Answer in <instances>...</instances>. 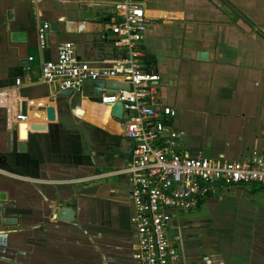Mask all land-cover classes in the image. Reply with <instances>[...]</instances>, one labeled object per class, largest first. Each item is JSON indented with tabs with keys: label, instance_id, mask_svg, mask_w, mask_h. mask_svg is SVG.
Instances as JSON below:
<instances>
[{
	"label": "crops",
	"instance_id": "0c3cea01",
	"mask_svg": "<svg viewBox=\"0 0 264 264\" xmlns=\"http://www.w3.org/2000/svg\"><path fill=\"white\" fill-rule=\"evenodd\" d=\"M141 1L148 18L141 48L162 103L176 111L170 126L180 148L210 160L241 162L251 151L264 160V0ZM83 2L0 0V264H134L126 177L70 182L124 167L131 145L120 122L84 98L68 110L51 99L52 85L37 81L57 43L71 42L82 60L117 54L83 46L98 29L84 23L79 30L75 8ZM52 20L58 34L39 50L36 28ZM13 31L25 41L10 42ZM29 122L48 132L30 135L18 151L15 130ZM263 189L232 187L172 217L168 237L179 264H264ZM72 201L73 224L49 219L51 206ZM4 217L17 224L3 225Z\"/></svg>",
	"mask_w": 264,
	"mask_h": 264
},
{
	"label": "built area",
	"instance_id": "2783aa9c",
	"mask_svg": "<svg viewBox=\"0 0 264 264\" xmlns=\"http://www.w3.org/2000/svg\"><path fill=\"white\" fill-rule=\"evenodd\" d=\"M28 1L33 5L47 0ZM110 3L114 13L105 26L110 48L117 54L110 59L79 60L72 43L58 44L55 59L40 64L37 81L52 85L57 92L69 89L72 96L80 94L85 82L114 81L127 86L102 92L98 104L108 111L115 103L121 105L122 116L116 121L131 145L126 164L70 182L126 177L129 224L134 232L133 263L179 264L178 250L168 237L172 217L195 211L207 198L232 187H264V160L255 151L241 162H224L190 157L180 148L170 126L176 111L162 103L158 76L145 64L141 41L148 18L144 5L141 0ZM47 31L45 22L36 28L39 50L46 45Z\"/></svg>",
	"mask_w": 264,
	"mask_h": 264
},
{
	"label": "water",
	"instance_id": "95a60500",
	"mask_svg": "<svg viewBox=\"0 0 264 264\" xmlns=\"http://www.w3.org/2000/svg\"><path fill=\"white\" fill-rule=\"evenodd\" d=\"M28 1V0H27ZM48 1V0H47ZM86 1V0H85ZM107 1H97V0H88L80 4L79 7L75 8L76 18L81 22L78 25L79 30L83 29L84 23H94L98 25V29L95 31H91L88 34L90 35V39H83V46H87L93 49H97L101 55H106L110 52V44L108 41V30L104 29L105 24L108 22V17L110 14L114 13V9L111 6V3ZM43 2V1H42ZM79 2V1H78ZM29 3V1H28ZM6 20L10 21L12 19V12L7 10L5 13ZM48 31L46 37V45L52 42V36L58 34V23L57 21H48ZM26 34L24 32H11L9 33V41L12 43H23L25 41ZM68 42V41H65ZM64 43V42H61ZM59 43V44H61ZM71 43V42H69ZM56 45V43H55ZM58 45V43H57ZM55 46V55H56V47ZM198 58H206L205 53H199ZM55 59V57H54ZM53 59V60H54ZM77 59L80 60V57L77 56ZM49 61V60H47ZM52 61V60H50ZM45 62V61H43ZM117 89H127V86L124 84H120L114 81H93V82H85L79 95L72 96L70 94L69 89H65L59 92H56L51 99L55 101L56 104L62 103V105L70 110L75 106H78L80 100L82 98L87 99L90 103L98 105L100 102V94L106 91L114 92ZM82 111L79 109H75L74 114H81ZM19 114L21 117H26V105L24 102L20 103ZM109 117L114 120H118L122 116L121 105L120 103H115L110 106V110L108 111ZM54 108L52 106L46 107L45 109V118L47 122H51L54 120ZM17 142V149L21 151L24 149L26 139L30 135L35 134H44L48 132V125H44L41 123H24L23 125H19L18 129L15 130ZM75 210L74 206L69 203L64 204H54L50 209L49 219L55 222H66L70 223L74 220ZM16 218L13 217H4L2 218L3 225H11L17 224ZM8 233H13L14 231H7ZM15 233V232H14ZM3 234V231L0 232Z\"/></svg>",
	"mask_w": 264,
	"mask_h": 264
},
{
	"label": "rangeland",
	"instance_id": "374dc122",
	"mask_svg": "<svg viewBox=\"0 0 264 264\" xmlns=\"http://www.w3.org/2000/svg\"><path fill=\"white\" fill-rule=\"evenodd\" d=\"M79 48V47H78ZM127 161V160H126ZM125 161V162H126ZM124 165H125V163H124ZM112 170H117V168L116 169H112ZM107 171H110V170H107ZM103 172H105V171H103ZM115 182H116V178L115 177H110V178H105V179H102V180H99L97 183H100L101 185H104V184H110V183H113V184H115ZM240 187H242V188H246V189H258V188H261V187H258V186H256V185H245V186H240ZM264 190V189H263ZM225 191V190H224ZM224 191H221V193H223ZM216 197V196H215ZM195 211H197V210H195ZM195 211H191V212H188V213H193V212H195Z\"/></svg>",
	"mask_w": 264,
	"mask_h": 264
},
{
	"label": "flooded vegetation",
	"instance_id": "af4514ba",
	"mask_svg": "<svg viewBox=\"0 0 264 264\" xmlns=\"http://www.w3.org/2000/svg\"><path fill=\"white\" fill-rule=\"evenodd\" d=\"M126 155V154H125ZM126 158H127V155H126ZM72 185H83V184H80V183H73ZM69 204H72V205H75V201H72V202H70ZM74 219H75V215H74ZM75 221L73 220L72 222H70L71 224H73ZM129 226H130V224H129ZM130 229H131V234H132V238H133V244H134V232H133V229H132V227L130 226ZM70 237H75V236H77V235H69ZM132 251H133V245H132ZM132 260H133V253H132Z\"/></svg>",
	"mask_w": 264,
	"mask_h": 264
},
{
	"label": "bare ground",
	"instance_id": "6f19581e",
	"mask_svg": "<svg viewBox=\"0 0 264 264\" xmlns=\"http://www.w3.org/2000/svg\"><path fill=\"white\" fill-rule=\"evenodd\" d=\"M90 107H94L93 104H88ZM107 114L105 115V117H108V109L106 108Z\"/></svg>",
	"mask_w": 264,
	"mask_h": 264
},
{
	"label": "trees",
	"instance_id": "16d2710c",
	"mask_svg": "<svg viewBox=\"0 0 264 264\" xmlns=\"http://www.w3.org/2000/svg\"><path fill=\"white\" fill-rule=\"evenodd\" d=\"M145 64L148 66V61L146 60Z\"/></svg>",
	"mask_w": 264,
	"mask_h": 264
}]
</instances>
